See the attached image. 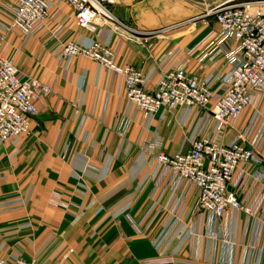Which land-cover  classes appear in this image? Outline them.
<instances>
[{
	"label": "crops",
	"instance_id": "0c3cea01",
	"mask_svg": "<svg viewBox=\"0 0 264 264\" xmlns=\"http://www.w3.org/2000/svg\"><path fill=\"white\" fill-rule=\"evenodd\" d=\"M8 1L0 0V32L10 24L4 11ZM107 1L130 33L103 28L97 35L80 28L65 6L60 21L66 19L70 39L85 47L98 41L114 48L118 64L143 72L149 91L178 62L189 75L215 71L210 87L220 94L228 66L209 38L219 28L206 16L208 5L203 8L198 0ZM58 13L52 5L49 20L26 42L16 30L5 41V55L53 93L38 103L30 136L0 146V261L264 264V229L243 213L233 214L232 225L218 221L213 227L191 202H178L179 191L155 189L150 180L153 156L143 146L158 142L168 155L187 152L204 113L161 109L146 121L128 102L121 77L84 58L58 63L57 45L49 37ZM251 115L244 114L242 128ZM125 119L129 126L121 137L118 129ZM234 136L231 129L226 140Z\"/></svg>",
	"mask_w": 264,
	"mask_h": 264
},
{
	"label": "built area",
	"instance_id": "2783aa9c",
	"mask_svg": "<svg viewBox=\"0 0 264 264\" xmlns=\"http://www.w3.org/2000/svg\"><path fill=\"white\" fill-rule=\"evenodd\" d=\"M107 3V0H9L6 3L4 11L10 24L0 32V146L30 136L32 120L39 114L38 103L53 93L50 85L26 75L17 67L14 57L5 55L6 37L16 30L26 42L49 20L53 5L59 11L58 22L49 37L57 45L54 52L58 63L63 65L70 59L84 58L121 77L128 102L146 121L161 109L204 113L202 127L187 152L168 155L158 142L143 146L153 156L150 175L153 187L172 193L179 191L178 202H191L198 212L212 220L213 227L218 221L232 225L233 214L241 212L256 223L258 230L264 229V111L258 110L259 106L264 108V1L206 12V16L215 18L219 28L209 38L228 66L218 95L210 87L215 71L204 77L189 75L176 62L162 74L156 88L149 91L143 72L118 64L114 48L98 41L85 47L70 39L66 19L60 21L65 6L72 9L80 28H89L97 35L103 28L111 29L116 35L130 33ZM247 111H252V115L242 128L240 123ZM85 121L86 117L82 116L80 124L84 125ZM128 126V120H123L118 135L122 137ZM231 129L236 136L227 141ZM129 219L137 232H141L135 220ZM0 264H38V260L20 258L1 260Z\"/></svg>",
	"mask_w": 264,
	"mask_h": 264
},
{
	"label": "rangeland",
	"instance_id": "374dc122",
	"mask_svg": "<svg viewBox=\"0 0 264 264\" xmlns=\"http://www.w3.org/2000/svg\"><path fill=\"white\" fill-rule=\"evenodd\" d=\"M255 1H264V0H215L213 4H207V2H203V8H206V5H208V9H214V8H224L231 5H239L246 2H255ZM205 6V7H204ZM215 21V18L212 17Z\"/></svg>",
	"mask_w": 264,
	"mask_h": 264
},
{
	"label": "water",
	"instance_id": "95a60500",
	"mask_svg": "<svg viewBox=\"0 0 264 264\" xmlns=\"http://www.w3.org/2000/svg\"><path fill=\"white\" fill-rule=\"evenodd\" d=\"M198 1L208 2L210 4H213L215 2V0H198ZM230 191H232V190L230 189Z\"/></svg>",
	"mask_w": 264,
	"mask_h": 264
}]
</instances>
